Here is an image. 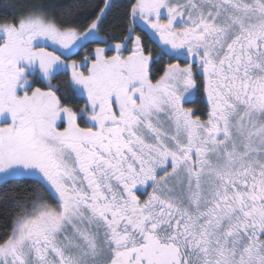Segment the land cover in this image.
<instances>
[{
  "label": "snow or ice",
  "instance_id": "6c2138e0",
  "mask_svg": "<svg viewBox=\"0 0 264 264\" xmlns=\"http://www.w3.org/2000/svg\"><path fill=\"white\" fill-rule=\"evenodd\" d=\"M6 7L0 264H264V0Z\"/></svg>",
  "mask_w": 264,
  "mask_h": 264
},
{
  "label": "trees",
  "instance_id": "16d2710c",
  "mask_svg": "<svg viewBox=\"0 0 264 264\" xmlns=\"http://www.w3.org/2000/svg\"><path fill=\"white\" fill-rule=\"evenodd\" d=\"M12 2L13 0H0V16H4L5 14L10 15L11 10L7 8L6 6Z\"/></svg>",
  "mask_w": 264,
  "mask_h": 264
},
{
  "label": "rangeland",
  "instance_id": "374dc122",
  "mask_svg": "<svg viewBox=\"0 0 264 264\" xmlns=\"http://www.w3.org/2000/svg\"><path fill=\"white\" fill-rule=\"evenodd\" d=\"M83 50H81V52H82Z\"/></svg>",
  "mask_w": 264,
  "mask_h": 264
}]
</instances>
